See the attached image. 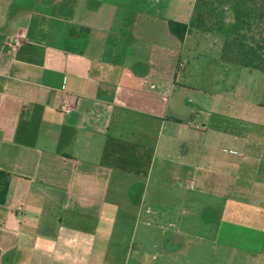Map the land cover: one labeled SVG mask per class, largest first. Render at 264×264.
<instances>
[{
  "label": "crops",
  "instance_id": "0c3cea01",
  "mask_svg": "<svg viewBox=\"0 0 264 264\" xmlns=\"http://www.w3.org/2000/svg\"><path fill=\"white\" fill-rule=\"evenodd\" d=\"M164 2L0 0V264H130L139 225V251L153 228L181 243L167 233L198 226L213 196L226 197L220 226L248 231L264 260V145L214 185L220 134L244 152L251 142L191 116L190 80L207 62H183L191 36L170 32ZM12 38L23 42L15 52ZM153 179L182 184L168 188V214L148 201Z\"/></svg>",
  "mask_w": 264,
  "mask_h": 264
},
{
  "label": "rangeland",
  "instance_id": "374dc122",
  "mask_svg": "<svg viewBox=\"0 0 264 264\" xmlns=\"http://www.w3.org/2000/svg\"><path fill=\"white\" fill-rule=\"evenodd\" d=\"M204 1L208 3V6L203 3L200 6V15L205 17L203 28L192 26L193 19L198 17V12L194 11L196 0H165L164 5L168 11H164L161 16L167 18L169 16L179 22L187 21L191 25L190 34H188L191 36L190 43L183 54V62L192 63L199 59L207 62V65L201 66L198 72L197 76L201 78L190 80L192 86L199 90L196 102L200 106L188 103L190 110L194 112L191 114L193 119L198 121V124L203 123L206 126L211 122L223 126V128L235 125L237 136L242 135L251 142L253 152H244L228 140L227 132H222L216 140L217 145H215L212 156L216 157L217 163L221 165V170L215 169L220 172V176L216 177L218 179L214 180V185L221 184L223 186L229 183L228 173L229 167H231L229 165L232 160L234 158L239 160L247 155L250 157L259 156L264 145L262 137L264 136V73L235 65L217 64L221 60L224 40L233 26L234 17L228 11L220 21L221 17L218 13L221 12V8L227 6H221L220 0ZM220 25H223V32L219 30ZM191 44L193 47L200 48H193ZM188 101L190 100L188 99ZM261 141L263 144L259 143ZM209 155L211 156V153L206 149L204 159L206 160ZM211 175L213 174H208V177L211 178ZM178 182L168 179H153L150 182V192L156 194L154 195L155 201L152 196L148 201L151 205H157L153 207L154 209L159 208L162 212L165 210L168 214V188H171L170 184L176 183V187L181 188L182 184ZM248 182L251 185L253 180L250 179ZM202 183L203 181H201ZM189 189H184V191H189ZM213 197H205V209L199 214L198 226L189 219V225L182 231L170 229V232L167 233L166 241L168 238H174L175 235H181V243L166 244L163 232L159 228H153L157 231L155 242L153 241L146 247L141 245L142 248L139 251L137 246L141 240V231L145 228L142 224L139 225L135 243L132 241L129 245L133 251L130 264L134 263L133 261L139 254L147 258L149 264H264V260L254 258V255L262 252L260 250L262 247L255 243L254 238H250L251 234L247 233L248 231L230 225L220 226L222 205L226 197H222V199ZM238 198L250 201L251 197L242 194ZM182 210L180 209L179 213L186 214L187 216L184 218L191 216L189 209ZM166 224L168 225V220ZM154 243L156 248L153 247ZM258 251L261 252L256 254L255 252ZM153 257L154 259H152Z\"/></svg>",
  "mask_w": 264,
  "mask_h": 264
},
{
  "label": "trees",
  "instance_id": "16d2710c",
  "mask_svg": "<svg viewBox=\"0 0 264 264\" xmlns=\"http://www.w3.org/2000/svg\"><path fill=\"white\" fill-rule=\"evenodd\" d=\"M201 3L196 0L194 11L198 17L193 19L192 26L203 28L205 17L201 14ZM222 18L228 11L234 17V23L228 31L221 50V60L229 65L247 68L264 73V0H220ZM210 4V3H209ZM170 32L181 42L190 34V23L175 20L168 22ZM223 32V25L219 26Z\"/></svg>",
  "mask_w": 264,
  "mask_h": 264
},
{
  "label": "built area",
  "instance_id": "2783aa9c",
  "mask_svg": "<svg viewBox=\"0 0 264 264\" xmlns=\"http://www.w3.org/2000/svg\"><path fill=\"white\" fill-rule=\"evenodd\" d=\"M23 45V42L19 38H12L6 41L5 46L9 48L12 52L17 51L21 46ZM63 111H68L70 107L68 105L63 106ZM22 207H18V211L22 212Z\"/></svg>",
  "mask_w": 264,
  "mask_h": 264
}]
</instances>
